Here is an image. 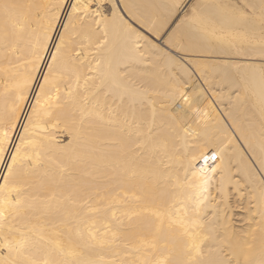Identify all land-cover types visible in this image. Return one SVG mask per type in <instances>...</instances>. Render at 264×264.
Masks as SVG:
<instances>
[{
    "label": "bare ground",
    "instance_id": "bare-ground-1",
    "mask_svg": "<svg viewBox=\"0 0 264 264\" xmlns=\"http://www.w3.org/2000/svg\"><path fill=\"white\" fill-rule=\"evenodd\" d=\"M262 154L264 0H0V264H264Z\"/></svg>",
    "mask_w": 264,
    "mask_h": 264
},
{
    "label": "snow or ice",
    "instance_id": "snow-or-ice-1",
    "mask_svg": "<svg viewBox=\"0 0 264 264\" xmlns=\"http://www.w3.org/2000/svg\"><path fill=\"white\" fill-rule=\"evenodd\" d=\"M4 7H5V8H9V7H12V6H11V5H7V4H5ZM201 159H202L205 163H207L208 160H216V159H217V156H216V155H211V156H204V155H202V156H201ZM259 163H260L261 168H262V171H261L260 175H261L262 177H264V154L261 155ZM202 171H203V170H202ZM205 183H206V181H205ZM261 183H262V185H264V180H262ZM192 247L195 248L196 245L193 243ZM31 264H37V262H36V261H33V262H31ZM45 264H47V262H45ZM157 264H163V262H157Z\"/></svg>",
    "mask_w": 264,
    "mask_h": 264
}]
</instances>
